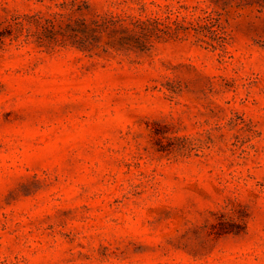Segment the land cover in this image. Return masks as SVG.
I'll return each mask as SVG.
<instances>
[{
	"label": "rangeland",
	"instance_id": "374dc122",
	"mask_svg": "<svg viewBox=\"0 0 264 264\" xmlns=\"http://www.w3.org/2000/svg\"><path fill=\"white\" fill-rule=\"evenodd\" d=\"M0 264H264V0H0Z\"/></svg>",
	"mask_w": 264,
	"mask_h": 264
},
{
	"label": "trees",
	"instance_id": "16d2710c",
	"mask_svg": "<svg viewBox=\"0 0 264 264\" xmlns=\"http://www.w3.org/2000/svg\"><path fill=\"white\" fill-rule=\"evenodd\" d=\"M86 2V1H84ZM83 10L82 5L78 8ZM170 18V17H169ZM167 24L161 17H138L135 15H122L110 11L104 15H96L93 19H70L67 28L60 32L61 38L54 37L49 41L52 45L72 44L78 48L93 51L96 48L108 50V41L105 37H118V44L124 46L127 42L136 43V47L143 49L151 42L152 37H179V29L184 24L178 20ZM177 28H173V26ZM40 42L45 43L43 37ZM105 43V44H104Z\"/></svg>",
	"mask_w": 264,
	"mask_h": 264
}]
</instances>
